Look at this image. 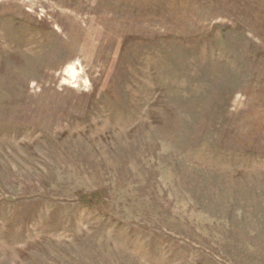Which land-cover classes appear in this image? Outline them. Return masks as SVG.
<instances>
[{"label":"rangeland","instance_id":"1","mask_svg":"<svg viewBox=\"0 0 264 264\" xmlns=\"http://www.w3.org/2000/svg\"><path fill=\"white\" fill-rule=\"evenodd\" d=\"M0 264H264V0H0Z\"/></svg>","mask_w":264,"mask_h":264},{"label":"bare ground","instance_id":"2","mask_svg":"<svg viewBox=\"0 0 264 264\" xmlns=\"http://www.w3.org/2000/svg\"><path fill=\"white\" fill-rule=\"evenodd\" d=\"M70 72L74 73V69L73 68H70Z\"/></svg>","mask_w":264,"mask_h":264}]
</instances>
